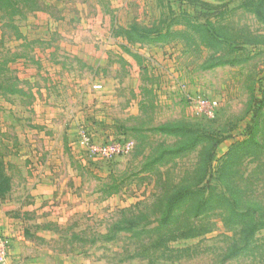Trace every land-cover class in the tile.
<instances>
[{"label": "rangeland", "instance_id": "1", "mask_svg": "<svg viewBox=\"0 0 264 264\" xmlns=\"http://www.w3.org/2000/svg\"><path fill=\"white\" fill-rule=\"evenodd\" d=\"M33 1L13 19L0 11V237L8 240L0 264H264V257L249 255L224 261L231 246L226 238L233 233L213 217L206 220V235L171 243L175 249L192 247L190 258L173 263L157 252L150 260L141 245L148 240V227L160 220L161 177L177 182L199 174L193 151L180 158L166 155L145 171L163 151L178 149L176 139L165 138L158 127L185 122L218 137L214 174L254 127L259 87H264V46L229 42L227 53L236 54L223 55L181 38L190 24L222 17L224 30L233 28L234 34L264 32L247 10L249 1ZM50 23L51 42L76 46L78 35L79 43L91 49L86 61L101 54L113 64L89 68L65 59L71 71L80 67L84 73L80 109L68 99L37 92L47 86L33 72L35 50L41 48L23 33ZM103 40L112 49L103 50ZM234 59L238 64H225ZM55 112H61L59 120ZM82 112L85 120L78 122ZM72 120L78 122L75 128ZM83 130L110 141H132L133 148L128 155L101 160L81 144ZM207 180L210 187L202 188L209 191L216 185ZM41 186L46 187L45 207L36 194ZM61 206L65 213L57 210Z\"/></svg>", "mask_w": 264, "mask_h": 264}, {"label": "trees", "instance_id": "2", "mask_svg": "<svg viewBox=\"0 0 264 264\" xmlns=\"http://www.w3.org/2000/svg\"><path fill=\"white\" fill-rule=\"evenodd\" d=\"M248 1L247 10L264 27V0ZM32 4H35L33 0H0V11L13 19L21 16L22 9ZM224 24L223 17L219 22L190 24L189 33H182L181 38L187 44L199 43L209 51L223 55L236 54L234 50L227 53L229 42L264 46V32L251 34L246 30L239 35L232 32L233 28L224 30ZM225 64L234 65L238 61L228 60ZM259 88L262 99L254 127L247 139L233 146L224 156L216 174L214 160L220 144L218 137L202 134L185 122L165 123L158 127V132L165 138L176 139L178 149L163 151L145 171H151L154 164L162 163L166 155L180 158L193 151L198 156L199 174L177 182L171 179L166 182L161 177L160 191L156 196L157 206L162 209L160 220L157 225L148 227L149 231L145 233L148 240L141 243L147 248L149 257L159 252L160 258L173 263L192 257V247L175 249L171 243L206 235L210 232L206 220L211 221L212 217L220 219L233 233L232 237L226 238L231 246L225 253L224 261L243 255L264 257V239L261 238L264 232V192H259L264 190L259 188L264 183V87L261 85ZM248 166L253 167L246 177ZM207 178L213 179L216 185L209 191L204 188V184L211 185Z\"/></svg>", "mask_w": 264, "mask_h": 264}, {"label": "crops", "instance_id": "3", "mask_svg": "<svg viewBox=\"0 0 264 264\" xmlns=\"http://www.w3.org/2000/svg\"><path fill=\"white\" fill-rule=\"evenodd\" d=\"M72 34H75V32H73ZM91 34L96 35L97 37H100L101 35L103 36V33L96 34L92 32ZM23 36L25 40L27 39L31 42L34 41L36 43H39L37 45H39V47L41 48L39 52L37 51L38 50L37 48L35 50V53L37 56V60H36L37 62L35 63V65L37 69H35L33 72L37 70V75L39 77H42L43 81L47 84V86H44L45 91L37 87V92H39L40 94L41 92H46L47 96L51 97L54 100L68 99L71 101V104L74 107L77 106L78 109L81 108V105L79 102H82V99H81L82 86H81L80 79L84 78V75H83L84 73L82 72L80 67L76 68V70L71 71V68L68 67V64L65 61V59L67 58L73 59V61L75 62L74 65H78L79 61H81L82 66L84 67L86 66L89 68H104L105 65L106 67H108V64H112L109 60H107L101 54H98V56L95 59H93L92 62L86 61V56H85L86 52L87 51L90 52L91 49L89 47H86L84 44L79 43V39L77 37L78 35H76V38H75L76 46H69L61 42L60 44L51 42V39L54 36L53 31H51V23H50V27L43 26V27H40L39 29L35 28L33 30H29L28 32L25 31L23 33ZM104 41L105 40L101 41L100 43L102 49L103 50L112 49V47H107L106 44L108 43ZM42 52H44L46 56L45 55L43 56L41 54ZM100 55L102 58L100 57ZM18 61H21V60H18ZM69 82L71 83L69 84ZM61 95H63V97H60ZM57 112H55V116L57 120H59V118L62 115H61V112L60 113H57ZM75 118L76 119L79 118L78 122L80 121V119L85 120L84 112H82L81 114L78 113ZM71 122H73L71 124L72 128H75V123L78 124V122L73 121V120ZM53 126L51 127V129L53 128ZM96 136L98 137V140H99V137H101L102 139L101 138L100 139L103 142H106L105 140L110 141L109 139H112V138H109V136L105 137L100 134H96L95 137ZM45 188L46 187L41 186V188L39 187L38 190L36 191L38 198L42 202L43 200L45 201L47 200V196H45V191H46ZM53 190H57L55 186H53ZM59 191H60V188H59ZM58 195L59 197L62 196V194H58ZM42 206L45 207L46 202L45 203L43 202V205H41V207ZM57 210L61 213H65L66 206L65 207L61 206ZM49 219L50 221H55L53 218H49ZM42 233L44 234L42 236H46L47 234L52 235L49 232H42ZM35 261L36 259L34 260V262Z\"/></svg>", "mask_w": 264, "mask_h": 264}, {"label": "built area", "instance_id": "4", "mask_svg": "<svg viewBox=\"0 0 264 264\" xmlns=\"http://www.w3.org/2000/svg\"><path fill=\"white\" fill-rule=\"evenodd\" d=\"M99 90L101 86H95ZM81 144L86 147L95 157L104 160L112 161L118 157L128 155L133 148L132 141H107L97 142L95 136L87 130H83L80 136ZM7 238L0 237V262H4L7 254Z\"/></svg>", "mask_w": 264, "mask_h": 264}]
</instances>
